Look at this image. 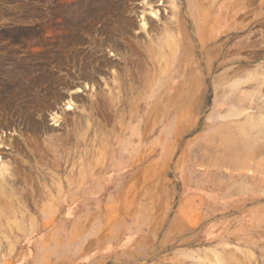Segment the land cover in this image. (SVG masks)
<instances>
[{
  "label": "rangeland",
  "instance_id": "374dc122",
  "mask_svg": "<svg viewBox=\"0 0 264 264\" xmlns=\"http://www.w3.org/2000/svg\"><path fill=\"white\" fill-rule=\"evenodd\" d=\"M169 10L167 0H151L149 5L143 0H0V157L4 163L10 166L16 157L12 144L36 139H31L37 131L28 130L22 109H42L43 129L54 130L50 133L56 136L75 129L74 120L81 115H91L107 145L92 149L89 155L96 158L89 162L84 158L90 149L87 142L76 144L78 154L65 167L68 171L74 167V193L64 186L54 211L47 203L46 220L31 211L46 229L41 234V229L32 230L30 221L25 222V232L8 235L14 246H0V264H172L177 257L183 260L186 252H201L217 238L223 243L219 237L264 236V199L246 195L260 188L244 182L242 192L234 190L244 184L237 178L242 171L230 164L236 159V147L230 148V141L218 145L222 134L212 133L225 113L218 112L217 105L225 102H214L213 90L208 92L205 109L195 115L193 128L188 126L187 107L179 106L176 98L159 102L152 118L145 101L128 106L125 118L121 107L120 127L113 128L117 107L105 102L113 88L110 80L126 63L144 73L145 54L133 34L144 45L154 38L151 25L159 23L152 12L165 15ZM143 11L149 33L139 28ZM119 16L135 26L129 39L120 38L122 49L114 50L102 36ZM102 40L105 47L101 48ZM105 60L110 67H105ZM91 65H100L98 72ZM138 90L144 94L143 85ZM136 125L139 131L133 136ZM227 126L222 127L229 132ZM124 127L130 130L124 133ZM37 136L36 141L44 137L43 133ZM119 136L136 141L134 150L124 148L121 159ZM108 147L114 156L105 164L99 153ZM45 235H51L45 241L48 248L34 247ZM139 247L142 255L125 254Z\"/></svg>",
  "mask_w": 264,
  "mask_h": 264
},
{
  "label": "bare ground",
  "instance_id": "6f19581e",
  "mask_svg": "<svg viewBox=\"0 0 264 264\" xmlns=\"http://www.w3.org/2000/svg\"><path fill=\"white\" fill-rule=\"evenodd\" d=\"M150 1L143 0V3L149 5ZM167 2L170 10L165 11V15L159 14L158 11L152 12L159 21L158 24L151 25L154 38H150L141 46L139 38L133 34L137 47L139 46L142 54H145L144 73L137 72V68H130L126 63L122 72H116L110 80L109 85L113 88L107 92L108 97L105 98V102L112 109L117 107L116 110L114 109L116 121L113 128L116 130L120 127L118 117L121 107H123L122 117L125 118L128 106H136L139 102L145 101L149 104L148 117L152 118L154 108L159 102H169L174 98L179 106L187 107L188 126L193 128L195 115L205 109L210 90H213L215 92L213 101L225 102L224 105H217L218 112L225 113L220 117V125L215 126L212 133L215 137L222 134L218 139V145L227 146V141H230V148L236 147V159L230 161V164L242 171L237 174V178L243 183L248 182V186L254 184L260 188L246 195L251 199H264V165L262 164L264 162V0H167ZM145 15L143 11L139 28L149 33L146 30L148 23L145 22L147 20ZM114 21L111 20L110 27L103 28L102 38L107 39L108 47L121 50L120 38L124 39L126 35L129 39L135 24L121 17L117 22ZM101 43V48L105 47L103 40ZM103 64L106 65L105 67H110L107 60ZM91 66L94 72H98L100 65ZM142 85L143 95L138 90ZM162 90L165 92L163 93ZM229 90L233 93L228 94ZM41 110L31 109L26 112L22 109L20 113L29 120L26 123L28 130L33 133L37 131L35 135L32 134L31 139L40 138L37 134L41 133L44 137L24 145L12 144L17 154L10 166L0 157L1 248L6 245L14 246L8 235L25 232V222L30 221L32 226L30 229H41L39 233L42 234L44 232L42 230L46 228L43 226L41 228L36 215L31 211L39 212L40 219L46 220L47 203L54 211L64 186L74 193V167L71 171L65 167L70 160H75L78 154L75 149L76 144L87 142L90 149L86 150L84 158L86 156L89 162H93L96 158V154L89 155L92 149L97 151L107 147L104 138L95 129L91 115H81L74 120L75 129L68 130L65 136H56L50 133L54 130L43 129L42 114H39ZM20 113L19 118L22 117ZM28 114L30 117H27ZM131 116L132 114H128L127 118L131 119ZM25 120L23 119L24 122ZM217 122L218 120L216 124ZM224 123L228 125L229 132L222 127ZM150 124H153L152 120ZM135 127L136 132L133 136L139 131L137 125ZM76 129L79 130L78 136L74 135ZM129 130V127L123 128L124 133ZM91 131L92 135H90ZM112 137L114 140L115 134ZM120 143L121 150L117 154L120 159L124 148L134 150L136 146V141L126 142L121 136L117 144ZM99 155L101 158L104 156L106 164L114 153L108 147ZM61 158L63 161L59 163ZM45 162L49 165H45ZM246 170L253 172L252 174L244 172ZM82 175H85L84 172ZM244 184L241 183L234 190L237 193L242 192L247 186ZM72 195L74 194L71 193ZM29 199L31 203L28 202ZM47 224L49 223L44 225ZM219 238H223V243L220 244L221 241L219 242L217 238L215 240L218 242L214 240L201 252H186L182 255L183 260L182 257H177L176 262L172 264H264L263 234ZM50 240L51 235H45L35 241L34 247H41L42 244L47 247L46 242ZM208 241L212 240L208 239ZM134 251L135 253L131 254L126 251L125 254L129 257L142 255L143 249L139 247ZM9 262L5 264H10ZM131 262L129 260V263ZM86 264H101V262Z\"/></svg>",
  "mask_w": 264,
  "mask_h": 264
}]
</instances>
